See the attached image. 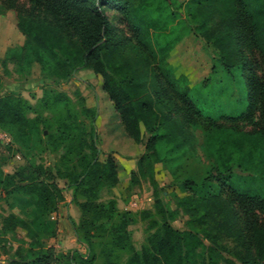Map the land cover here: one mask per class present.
Instances as JSON below:
<instances>
[{"label": "trees", "instance_id": "trees-1", "mask_svg": "<svg viewBox=\"0 0 264 264\" xmlns=\"http://www.w3.org/2000/svg\"><path fill=\"white\" fill-rule=\"evenodd\" d=\"M30 1L39 14L24 15L13 5L0 1V15L13 11L15 26L23 37L15 47L22 52L21 58L28 67L32 68L37 63L43 69L44 50L56 51L62 60L74 67L92 66L103 77L102 89L112 103L126 135L139 143L143 137L142 129L149 132L145 141V157L154 153L156 143L164 138L172 140L174 147L183 149L188 137L184 134L180 119L174 115L177 111L181 113L178 100L199 113L188 97L190 76L184 70H176L169 59L184 39V34L173 42L163 44L153 35L156 30L161 32L170 17L176 15L171 0H164V3L161 0ZM168 5L169 18H163V10ZM184 5L183 32L202 39L205 48L211 46L210 71L215 69L216 58L220 59L228 72L235 67L242 69L247 86L246 105L234 118L248 120L258 111L262 120V125L254 131H239L235 137H220L215 150L221 168L209 172L205 177L217 179L223 189L232 174L244 170L241 159L235 166L229 164L235 152L239 158L246 152L244 144L248 145L247 151L261 147L258 153L260 157L264 155V73L260 75L255 72L253 67L259 61L252 56L258 52L264 67V0H189ZM107 8H113L114 16L130 25L131 35L117 29L106 12ZM9 49H5L3 59L7 57ZM246 50L251 54H247ZM206 82L208 77L203 79V83ZM31 107L30 102L17 92L0 93V128L10 131L13 142L26 149L22 155L23 164L12 173L7 172L0 177L4 193L19 190L33 194L37 216L43 217L55 211L64 198L58 180L73 188V198L81 189L87 197H96L103 182L117 183V162L111 152L100 157L95 136L78 140L80 142L75 145L69 142L60 156L61 163L45 167L40 162H32L26 155L32 146L40 142H53L56 137L71 140L77 138V134L72 132L76 127L66 113V120L61 118L56 128L58 135L55 137L49 131L44 139L37 116L26 114ZM183 112L186 113L182 109ZM45 126L51 129L46 123ZM215 129L218 132L221 128L216 126ZM228 145H232L229 152ZM73 153L77 154L76 161L67 163L68 156ZM246 169L250 172L249 168ZM233 194L235 198L240 197L244 204L251 203L264 209V197L258 194L236 192L234 189L231 191ZM233 200L230 195L225 197L219 193L201 198L190 193L179 195V204L189 214L184 228L174 227L170 220L175 213L161 205L160 211L165 218L150 234L149 243L141 253H132L128 260L139 258L141 264H217L215 256L220 255L230 264H264V222L244 223ZM81 207L89 209L92 217L98 219L97 225L89 221L95 228L103 227L104 221L112 219L115 213L111 200L107 203L85 201L81 202ZM70 220L77 232V224ZM46 222L33 219L31 225L47 232ZM3 225L13 230L17 226H24L29 233H35L29 223L14 213L5 218ZM225 237L232 239L233 245H228L223 240ZM127 238L123 222L110 226L100 249L107 264L114 263L113 249H124ZM200 245L207 254L197 251ZM50 255L42 253L29 260L8 256L2 264H48ZM90 259V255L79 257L77 264H85ZM69 261H73V256L69 257Z\"/></svg>", "mask_w": 264, "mask_h": 264}, {"label": "rangeland", "instance_id": "rangeland-1", "mask_svg": "<svg viewBox=\"0 0 264 264\" xmlns=\"http://www.w3.org/2000/svg\"><path fill=\"white\" fill-rule=\"evenodd\" d=\"M0 1L13 5L24 15L39 14V10L30 0ZM161 1L164 3V0ZM171 1L176 15L170 17L161 32L156 30L153 35L163 44L167 41L173 42L184 34V39L169 59L176 66V70H184L190 76L188 97L199 113L193 112L178 100L182 107L181 113L177 111L174 115L180 119L188 142L180 149L174 147L172 140L164 138L156 143L155 152L147 157L145 141L149 132L142 129L143 137L139 143L126 135L112 103L102 89L101 74L96 73L92 66L74 67L68 61L62 60L54 50L43 51L42 70L37 63L32 68L28 67L21 58L22 52L15 47L22 42L23 37L15 26L13 11L9 10L8 13L0 15V93L14 91L30 102L32 107L26 114L30 117L37 116L40 134L44 139L49 131L55 137L58 135L56 128L61 118L65 119L66 113L73 119L71 123L76 127L72 132L77 134V138L63 140L56 137L53 142H40L32 146L26 155L32 162H40L49 167L54 163H61L60 156L69 142L75 145L80 142L78 140H88L95 136L100 157L111 152L119 173L116 184L103 182L97 196L90 198L83 189L73 198V188L58 180L64 198L55 211L43 217L37 216L33 194L19 190L4 193L0 185V264L5 263L8 256L29 260L42 253H51L48 264H77L79 257L87 255L91 259L85 264H107L100 249L108 236L110 226L120 222L124 223L127 232V245L124 249H113V264H141L139 258L131 261L128 257L134 252L139 255L144 246L148 245L150 234L165 218L160 211L161 205L175 213L170 220L174 227L186 226L189 214L178 202L179 195L183 193H190L198 198L215 193L225 197L230 195L234 198L235 208L244 223L264 222V209L251 203L244 204L240 197L231 195L234 189L236 192L248 191L264 197V155L260 157L258 153L261 147L247 151L248 145L244 144L246 152H243L241 158L237 157V152L234 153L229 164L235 166L241 159L244 170L232 174L223 189L217 179L205 177L209 172H216L221 168L216 152L220 137H235L239 131H254L262 125L258 111L248 120L234 118L246 105L247 86L242 69L235 67L228 72L220 59L216 58L215 69L211 72V46L205 48L202 39L183 32L184 3L189 0ZM168 9L169 5L163 10V18H169ZM106 12L118 30L131 35L130 25L115 17L113 8H107ZM7 47L10 51L3 59L2 55ZM246 53L251 54L249 50ZM252 56L259 61L253 67L255 72L263 75V61L258 52ZM68 71L70 74L65 75ZM205 77H208V82L203 83ZM182 109L185 114H182ZM45 123L50 125V130ZM216 126L221 128L218 132ZM0 131L3 133V137H0L2 177L23 164L22 155L26 149L13 142L10 131L2 128ZM231 146L228 145L227 152ZM68 158L67 163L74 162L77 154H70ZM110 200L115 207L112 219L104 221L103 227H93L98 224V219L92 217L89 209L82 208L81 202L107 203ZM10 213L16 214L30 225L33 219L46 220L47 232L37 230L33 225L29 226L35 233H29L24 226H17L15 230L5 227L3 222ZM70 218L77 224V232L74 231ZM89 221L96 223L90 224ZM52 223L55 224V229ZM223 240L228 245H233L232 239L225 237ZM197 251L207 254L201 245L197 247ZM70 256H73L72 262L69 261ZM215 259L217 264H230L220 255H216Z\"/></svg>", "mask_w": 264, "mask_h": 264}, {"label": "built area", "instance_id": "built-area-1", "mask_svg": "<svg viewBox=\"0 0 264 264\" xmlns=\"http://www.w3.org/2000/svg\"><path fill=\"white\" fill-rule=\"evenodd\" d=\"M0 137H3V133L0 131Z\"/></svg>", "mask_w": 264, "mask_h": 264}]
</instances>
